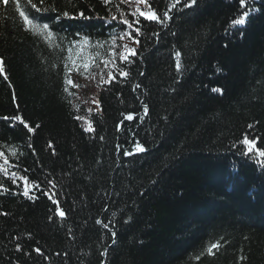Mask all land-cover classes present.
<instances>
[{"label":"trees","instance_id":"trees-1","mask_svg":"<svg viewBox=\"0 0 264 264\" xmlns=\"http://www.w3.org/2000/svg\"><path fill=\"white\" fill-rule=\"evenodd\" d=\"M0 59V264H264V0H0Z\"/></svg>","mask_w":264,"mask_h":264},{"label":"snow or ice","instance_id":"snow-or-ice-1","mask_svg":"<svg viewBox=\"0 0 264 264\" xmlns=\"http://www.w3.org/2000/svg\"><path fill=\"white\" fill-rule=\"evenodd\" d=\"M103 2L105 4H107V3L110 2V0H103ZM121 2L122 3H127L128 0H121ZM139 2L146 4L147 3V0H139ZM4 3L5 4H8L9 3V0H4ZM176 3H177V5H179L181 3V0H176ZM239 3H240V7L241 8H244L245 7V0H239ZM196 4H197V0H183V7L185 9H190L193 6H195ZM32 8H35L37 10V12L40 11V9L37 8V6L35 4H32ZM47 10H49V9H45V11H47ZM50 10L51 11H55L56 9L55 8H51ZM136 12H139L140 16L144 17L147 21H156V22L161 23V24H163L165 20H168V19L171 18L169 16L168 12H165L164 15H163V17H159L156 14V12L152 11L151 9H150V11L148 13H145V12L141 11L139 8H137L136 9ZM62 15L65 16V17H67V16H69V12L64 11L62 13ZM79 15L81 17H83L84 19H89V17L85 16L83 12H80ZM248 15H249V13L247 11H245V12H243V14L241 15V17L239 19H234L232 21V23L234 25L243 24V23H245V17H247ZM20 16L24 18L25 23L33 24L34 30H36L37 32L43 34L46 39L51 40V38L53 36V32L50 30V26H49L48 23H42V24L33 23V20H30L29 19V16L26 15L25 12H23V11L20 12ZM33 19H35V18H33ZM111 19L113 21H115L117 18H116L115 15H113L111 17ZM121 23H122V25H126L128 29H131L132 28V24L129 22V20L126 17H124V14L123 13H121ZM135 32L136 33H139L140 32V29L139 28H136L135 29ZM77 35H79V34H77ZM126 37L134 40L135 43H137V44H139V42H140L136 38V36L133 35V33L131 31H127L126 30V31H124L120 35V39H125ZM83 40H84V43L87 44L88 37L85 36L83 38ZM115 43H116V37L113 36V38H112V44L115 45ZM123 48L125 49V51L123 53H120L119 54L120 55V60L122 62H128V63H130L131 62L130 56L131 57L136 56L137 55V50L135 48H130L127 44L123 45ZM69 51H71V49H69ZM113 55H115V53H113ZM175 56H176V69H177V71H180L181 70V63H180L181 53L180 52H176ZM108 63H109V61H104L105 67H107ZM113 66H115V65L113 64ZM65 67H66V70L67 71H70V69H67V66H65ZM97 67H98V65H97ZM82 69H83V72L87 73L89 71V65L87 63H84L82 65ZM3 72H4V69H3V60L0 59V74H2ZM119 74L121 76H125V77L129 75V73L127 71H124L123 69H120L119 70ZM107 76H108V80H104L103 77H101V80H102L103 83H109V82H111L112 80L115 79V77L113 76V73L111 71H109L107 73ZM4 78H5V80H7V76L6 75H5ZM67 83L71 84L72 81L71 80H67ZM137 87H139V85H137ZM65 91H67V88H65ZM212 91L213 92H218L220 94H223V89L218 88V87L217 88H213ZM93 102L99 107V105H100V101L99 100H94ZM145 108L147 110V106H145ZM127 118L129 120H132L133 119V116L132 115H129ZM3 119H5V120L11 119V120H14V121H19L20 123L24 124V127L27 128V130L29 132H34L36 130V128H39L40 127L39 125H36L35 128L30 127L27 123H25L23 121L22 117L19 116V115H15V116H13L11 118H9V117H3ZM77 119L84 120V117H77ZM93 130L94 129L92 128L91 123H89L86 131H93ZM101 139H103V137H101ZM243 143L245 145H247L249 151H251V148H252L251 143L247 139H245L243 141ZM29 147H31V145H29ZM135 148H136V151L137 152H144V151H146V149L141 144H139V143H135ZM127 154L128 153H126V155ZM3 155H4V153L3 152H0V156H3ZM12 155L13 156H16L17 155V153H16L15 150L12 151ZM259 155L264 156V152H260ZM8 163H9L8 162V159L5 158L4 163L3 164H0V171H3L5 175H8V170L6 168V165H8ZM17 175H18L17 172H12L11 173V176L12 177H16ZM21 179L24 180L25 183L27 184V181H28V177L27 176H23V177H21ZM12 183H16L15 179L12 180ZM47 184L50 186V189L56 187V184H55V181L54 180L49 179L47 181ZM0 187H2V185H0ZM30 187L41 188V185L38 182H32V184L30 185ZM30 187H25L24 188V191L22 193V195L24 197H28L29 199H31V196L29 195ZM5 191H7V189H5ZM45 194L46 195H50V192L49 193H45ZM53 203H55L57 205L59 204L58 200H56L55 198H53ZM57 211L59 212V215L61 217H64L65 216V212L62 211V210H60L59 207H57ZM51 219H52V217H49V220H51ZM98 223H99V221H98ZM104 227L107 228L108 227V224H104ZM217 247H218V245H213L212 248L209 249V252L211 253L213 251V249L214 248H217ZM17 250L18 251L20 250V246L19 245H17ZM36 251L39 252L40 250L39 249H36Z\"/></svg>","mask_w":264,"mask_h":264},{"label":"rangeland","instance_id":"rangeland-1","mask_svg":"<svg viewBox=\"0 0 264 264\" xmlns=\"http://www.w3.org/2000/svg\"><path fill=\"white\" fill-rule=\"evenodd\" d=\"M125 45L124 43L122 44V46Z\"/></svg>","mask_w":264,"mask_h":264}]
</instances>
